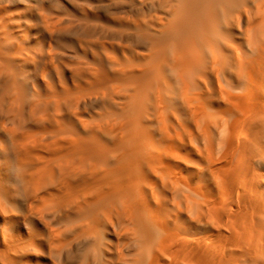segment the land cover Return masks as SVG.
<instances>
[{
    "label": "bare ground",
    "instance_id": "6f19581e",
    "mask_svg": "<svg viewBox=\"0 0 264 264\" xmlns=\"http://www.w3.org/2000/svg\"><path fill=\"white\" fill-rule=\"evenodd\" d=\"M119 4L0 0V264H264V0Z\"/></svg>",
    "mask_w": 264,
    "mask_h": 264
},
{
    "label": "rangeland",
    "instance_id": "374dc122",
    "mask_svg": "<svg viewBox=\"0 0 264 264\" xmlns=\"http://www.w3.org/2000/svg\"><path fill=\"white\" fill-rule=\"evenodd\" d=\"M27 2L32 7V12L36 13L38 10H42L40 13L44 17H51L55 20L56 17H63L61 22V28L67 24L65 14H78L80 9L91 10L98 17L107 19L112 14L124 16L123 9H127L126 6L120 5L119 0H21V2ZM19 4L14 5V10L18 8ZM47 39L42 43L44 49L51 47L56 58L61 64H69L72 62V50L69 48H76L75 37L70 30H62L57 26L53 30L44 33ZM30 40L32 44H36L39 40V36L35 29L30 31ZM37 264H49V261L45 259V255L41 254L39 259L31 258V263Z\"/></svg>",
    "mask_w": 264,
    "mask_h": 264
}]
</instances>
